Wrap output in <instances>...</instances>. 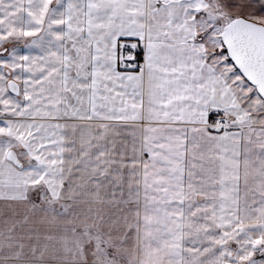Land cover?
Here are the masks:
<instances>
[{"label": "snow or ice", "instance_id": "1", "mask_svg": "<svg viewBox=\"0 0 264 264\" xmlns=\"http://www.w3.org/2000/svg\"><path fill=\"white\" fill-rule=\"evenodd\" d=\"M0 264H264V0H0Z\"/></svg>", "mask_w": 264, "mask_h": 264}]
</instances>
